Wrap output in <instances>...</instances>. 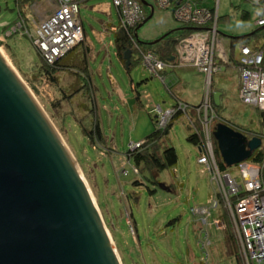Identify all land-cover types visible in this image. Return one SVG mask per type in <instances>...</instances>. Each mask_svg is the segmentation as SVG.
<instances>
[{"label": "rangeland", "instance_id": "374dc122", "mask_svg": "<svg viewBox=\"0 0 264 264\" xmlns=\"http://www.w3.org/2000/svg\"><path fill=\"white\" fill-rule=\"evenodd\" d=\"M145 1L154 10L151 18L137 26L138 39L151 43L159 40L164 32L173 34L180 25L171 11L160 8L155 0ZM197 1L209 8L216 4V0ZM148 9L147 12L144 9L140 23L150 14ZM50 11L47 0H0V49L76 161L121 264H237L225 230L226 223H230L223 208L224 197L217 193L220 189L216 181L197 163L199 150L187 140L195 131L191 123L196 127L198 122L203 130L204 111L198 107L205 106L207 93L211 95L207 107L209 129H214L219 122H227L243 132L248 131V138L264 133L260 109L244 104L240 98L241 75L236 71L237 63L230 58L225 63L219 54L215 63L217 69L209 75L197 69L202 76L193 68L195 64H190L193 62L186 61V64L178 60L173 64L177 67L166 68L164 81L161 79L163 68L151 67V73L142 61L127 70L113 45L111 28L119 24L115 6L111 0H85L79 3L84 32L80 41L83 43L68 56L67 66L61 67L57 82L50 84L48 79L41 82L43 59L28 35L21 30L8 31L21 21L25 29L32 32L34 24ZM218 14L217 27L227 45L230 36L246 35L256 29L254 20L261 14V7L246 0H219ZM197 28L189 23L186 27L191 32ZM163 29L168 31L162 34ZM157 34L160 36L156 37ZM175 40L177 45L180 39ZM263 40V33L259 31L250 38L249 45ZM164 42L163 39L158 44ZM238 46L239 43L235 44V57ZM136 48L134 58L137 54L144 55L141 45H135ZM85 53L87 67L84 70L80 63ZM177 56L176 52L175 58ZM218 67L222 69L219 71ZM214 91L222 94L219 105L214 104ZM137 92L142 106L136 104ZM175 97L190 106L195 105V112L199 110L190 113L189 106L188 113L178 116L170 125L167 141L176 151V164L159 171L155 177L141 169L140 174L133 173L135 164L127 158L130 145L155 130L153 116L157 111L150 113L152 107L159 105L165 111L174 104ZM94 113L101 125V142H92L82 130H90ZM214 142L212 137L213 149ZM227 169L238 176V166ZM134 180L140 184H133ZM214 197H218V204L210 210L205 224L200 216L192 214L191 208L204 206ZM216 219L221 225L215 223Z\"/></svg>", "mask_w": 264, "mask_h": 264}, {"label": "water", "instance_id": "95a60500", "mask_svg": "<svg viewBox=\"0 0 264 264\" xmlns=\"http://www.w3.org/2000/svg\"><path fill=\"white\" fill-rule=\"evenodd\" d=\"M140 2L150 14L138 27L153 14L147 1ZM130 56L128 49L126 67ZM220 95L213 92L215 105ZM212 136L227 167L247 160L261 144L260 137L248 138L224 122ZM76 165L0 56V264H121Z\"/></svg>", "mask_w": 264, "mask_h": 264}, {"label": "built area", "instance_id": "2783aa9c", "mask_svg": "<svg viewBox=\"0 0 264 264\" xmlns=\"http://www.w3.org/2000/svg\"><path fill=\"white\" fill-rule=\"evenodd\" d=\"M81 1L85 0H47L51 11L34 24L32 32L25 29L20 21L17 26H12L8 33L24 31L31 44L40 53L43 61L53 64L83 39L84 32L79 16ZM111 1L117 9L122 27L131 28L143 19L144 8L139 0ZM155 1L160 8L169 9L174 19L179 23H189L199 27L178 41L176 61L179 60L186 64L193 62L190 64H195L196 69L208 73V75L217 69V67L215 68L217 55L220 54L219 56L225 63L229 62L227 50L223 47V36L217 27L219 0H216L213 8L201 5L197 0ZM246 1L261 6V15L257 17L254 25H264V0ZM115 29V27L111 28V30ZM143 53L142 63L151 73H153L151 67L164 70L166 63L159 60L153 52L145 51ZM234 62L237 63V71H240L241 75L240 98L244 103L264 110V46L261 43L255 46L241 44L239 55ZM221 69L222 67H218L219 71ZM45 81L46 79L42 77L41 82ZM208 100L209 93L206 96L205 106L203 105L202 109L200 106L198 107L199 110L204 111L201 119L205 127L203 125L197 163L201 164L203 169L210 174L211 180L216 181L218 190L220 189L217 193H221L224 197L223 208L226 210L230 230L242 264H264V160L260 163L247 160L236 164L238 176L229 170L221 171L218 168L212 148L213 129L207 127L210 124L207 114L209 110L207 107L210 105ZM179 108L184 110L187 107L180 102L178 107H170L162 111L160 106L156 105L150 112L157 111L154 115L157 127L164 128L173 113ZM191 124L195 130L193 123ZM141 142L130 145V148L138 147ZM134 172H136L135 169ZM210 197L213 196L210 195ZM217 204L218 197L210 198L204 206L193 207L192 214L200 216L206 224L207 215ZM217 222L216 219L215 223L221 225ZM206 243L209 241L206 240Z\"/></svg>", "mask_w": 264, "mask_h": 264}, {"label": "trees", "instance_id": "16d2710c", "mask_svg": "<svg viewBox=\"0 0 264 264\" xmlns=\"http://www.w3.org/2000/svg\"><path fill=\"white\" fill-rule=\"evenodd\" d=\"M23 1L30 2L31 0H23ZM253 5H255V4H253ZM142 6L146 10V12L149 11V9L147 7H145L144 5H142ZM116 11H117V9H116ZM117 14H118V12H117ZM260 15H258V16H260ZM257 17H256V19H257ZM256 19L254 20V22L256 21ZM138 24H136L135 26H133L131 28L122 27L120 25V20H119V24L116 27V29L112 30L114 33L113 45H114V48L116 51V55L119 58V60L122 62L123 66L127 70H129L134 63L142 61V55L137 54L136 58H134V56H133V53L136 52V50H137V48L135 49V45H141L145 49L144 52L146 50H150L161 61L166 63V66L163 70L164 74L162 73L163 74L162 80L164 81L166 68H175V67H173V66H175L173 64L176 62V59H174L175 54H176V49H175L176 43L173 42V40H175L177 38L175 40L177 42V40L185 37L186 35H188L191 32V30L186 29V27L188 26V23H179L180 26H178L177 29H174L173 34H171V33L168 34L167 36L159 39L154 44L148 43L147 41L146 42L140 41L138 39L137 33H136ZM259 31H261V33H263V37H264V26H257V25H256V29L253 30L251 32V34L248 33L246 35H242V38H240V39H235V36H230L229 46H228L229 58L231 60L236 61V57L234 54L235 44L239 43V46L241 44H246V45L250 46L249 45L250 38L252 36H256ZM171 35H173V37ZM236 37H238V36H236ZM163 39L165 40V42L163 44H158L159 41H162ZM81 43H83V42H81V41L77 42L73 47H71L62 57L57 59L53 64H48L45 61H41V63H40V65H41L40 76L44 77L46 79V81L48 79L50 84L52 82H57V77H58V74H59L61 67L67 66L66 60H67L68 56L71 53H73L75 51L76 47ZM261 44L264 46V40ZM255 45H257V44H254V46ZM84 47H85V44H84ZM85 49L87 51L86 47H85ZM128 49L131 50V56H130V64L128 67H126L123 55H124L125 51ZM37 53L40 57V53L38 51H37ZM238 55H239V52H238ZM81 62L82 63H80V65L85 70L87 67L86 53L84 54V57L81 60ZM91 98L93 99L94 96L91 95ZM135 100H136L137 105L142 106L140 94L138 92L135 94ZM180 102L185 104L187 108L190 106L189 104H186L185 102L180 101L179 99H176L175 103L171 107H175V108L178 107V104ZM195 107H196L195 105L190 106V113H192L194 111L193 108L195 109ZM187 108L184 110H180V108L177 109L176 112L173 113L171 118L168 120V122L164 128H158L157 127L155 116H153L155 130L153 132H151L149 135H147L142 140V142L140 143V145L138 147H135L133 149L130 148L127 151V158L132 159V161L135 164L133 166V170H132L133 173L140 174L141 173L140 169H141L142 172L147 171L149 174H151L152 176L155 177L159 171L164 170L166 168H170L176 164L177 154H176L174 147L168 143L167 134H168V130L170 128L172 121L175 118H177L178 116L186 115L188 113ZM94 109H95V106H94ZM92 111L95 112V110H92ZM195 113H197V111ZM260 116H261V124L264 127V110L260 109ZM189 118H191V117H189ZM189 118H188V120H189ZM224 123L233 127L235 130L242 131L230 123H227V122H224ZM195 128H196L195 131L191 132L187 136V140L189 142H191L193 145H195L197 147V149L199 150V146L201 144V137H202L201 132L202 131L200 130L201 128H200L198 122L196 123ZM82 130H83L84 134L88 135L89 140H91L92 142H94V141L101 142L103 140L100 121L98 120L96 114L94 116V120H93V123L91 125L90 130H86L84 128ZM258 135L261 137V145L257 149L253 150L250 157L247 159V160H249L251 162H255V163H260L264 160V133H258ZM214 153H215V159H216L217 164H218V168L221 171H225L227 169V166H225L224 162L222 161L215 144H214ZM141 164H142L141 168L138 167ZM134 169L136 170V172H134ZM145 178L148 179V176H146ZM151 181H155V180H151ZM133 184L139 185L140 182L138 180H134ZM191 212H192V208H191ZM130 215H131L130 217H131L132 222H134L132 219L131 213H130ZM224 220L226 223L225 217H224ZM225 230L228 231L229 244L233 250L237 264H242V260L238 254V251H237V245L233 239L230 227L227 223L225 225Z\"/></svg>", "mask_w": 264, "mask_h": 264}, {"label": "bare ground", "instance_id": "6f19581e", "mask_svg": "<svg viewBox=\"0 0 264 264\" xmlns=\"http://www.w3.org/2000/svg\"><path fill=\"white\" fill-rule=\"evenodd\" d=\"M0 56H1V58L3 59V61L5 62V64L11 69V71H12V72L16 75V77L18 78L19 76H18L16 70H15L14 67L11 65V63H10V61L8 60L7 56L4 54L3 50H1V49H0ZM18 79H19V78H18ZM19 81H21V79H19ZM21 82H22V81H21ZM23 85H24V83H23ZM24 86H25V85H24ZM25 88H26L28 94L30 95V97L34 99L33 95H31L29 89H28L26 86H25ZM34 100H35V99H34ZM35 102H36V101H35ZM36 103H37V102H36ZM46 117H47V116H46ZM79 173H80V172H79ZM80 176H81L82 180H83L84 183H85L84 185L86 186L87 190H88L89 193H90L89 187H88V185H87V183H86V181H85V179H84V177H83V175H82L81 173H80ZM90 195L92 196L91 193H90ZM92 200H93V202H94V204H95V201H94L93 196H92ZM95 205H96V204H95Z\"/></svg>", "mask_w": 264, "mask_h": 264}, {"label": "crops", "instance_id": "0c3cea01", "mask_svg": "<svg viewBox=\"0 0 264 264\" xmlns=\"http://www.w3.org/2000/svg\"><path fill=\"white\" fill-rule=\"evenodd\" d=\"M162 9H163V8H162ZM153 10H154V9H153ZM171 14H172V12H171ZM152 15H153V14H152ZM172 16H173V15H172ZM173 18H174V17H173ZM174 20H175V19H174ZM178 23H179V22H178ZM170 27H172V26H170ZM170 29H172V28H169L168 30H170ZM168 30H164V29H163V30L160 31V33H162V31L164 32V31H168ZM136 33H137V32H136ZM160 33H159V34H160ZM164 33H165V32H164ZM159 34H157L156 37H158ZM162 34H163V33H162ZM160 35H161V34H160ZM160 35H159V36H160ZM228 46H229V44L226 45L225 42H223V47L226 48V50H227V55H228V57H229V54H228ZM175 59H176V58H175ZM233 61H234V60H233ZM173 67H177V66H173ZM185 67H187V66H185ZM188 67H192V66H188ZM193 68H195V67H193ZM195 69H196V68H195ZM196 70H197V69H196ZM236 71H237V70H236ZM197 72H199V71L197 70ZM199 73H200V72H199ZM237 73H238V72H237ZM200 74L203 76L202 73H200ZM221 95H222V94H221ZM221 95H220V96H221ZM209 97H211V95H210ZM175 98H176V99H179V98H177V97H175ZM176 99H175V100H176ZM179 100L182 101L181 99H179ZM210 102H211V101H210ZM174 103H175V101H174ZM242 103H243V102H242ZM244 104H245V103H244ZM242 132H243V131H242ZM247 133H248V131H247V132H244V134H247ZM254 133H255V132H254Z\"/></svg>", "mask_w": 264, "mask_h": 264}]
</instances>
